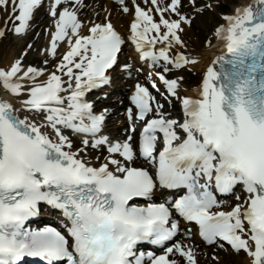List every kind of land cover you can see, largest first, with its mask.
I'll list each match as a JSON object with an SVG mask.
<instances>
[{"label":"snow or ice","instance_id":"snow-or-ice-1","mask_svg":"<svg viewBox=\"0 0 264 264\" xmlns=\"http://www.w3.org/2000/svg\"><path fill=\"white\" fill-rule=\"evenodd\" d=\"M7 3L0 0V6ZM11 3L13 31L24 34L42 0ZM116 3L124 14L133 13L128 39L140 60L157 69L164 99L180 102L182 119L171 118L149 88L137 83L130 96L134 107L126 109L130 127L124 143L101 134L108 109L95 114V101L87 94L111 89L113 73L119 71L122 78L129 72L131 66L118 60L125 39L108 19L92 23L89 34L82 35L76 9L83 7V0H71L72 6L59 12L58 6L69 5V0H54L49 11L56 18L55 30L46 55L55 59L58 42L67 44L54 70L26 66L21 59L0 69V87L21 104L17 109L0 100V264H21L25 257L43 264H180L171 258L176 256L196 264L188 246L168 243L180 232L173 210L188 225L186 238H191L194 222L207 244L224 247L226 242L237 254L243 251L249 264H264V78L256 75L258 69L264 71V7L238 8L235 15L223 17L226 27L218 26L214 34L226 41L232 59L220 55L212 64L231 67L221 64L219 72L207 67L197 97L190 98L178 95L182 77L166 75L198 62L180 51L185 45L179 32L183 24L191 25L179 11L181 0H169L163 7L160 0H143L147 10L137 0H131L132 8L128 0ZM257 3L264 5V0ZM190 5L195 10V0ZM152 12L159 14L158 22ZM166 12L174 17L166 18ZM6 31L0 30V37ZM158 43L162 46L157 51ZM249 58L251 63H246ZM46 72L47 79L41 80ZM148 80L159 91L151 76ZM108 95L103 93L105 99ZM21 110L23 118L17 114ZM135 119L145 122L139 154L155 168L154 175L131 166ZM66 133L81 138L76 151ZM161 134L162 150L154 154ZM88 149L106 150L104 162L91 166L80 155ZM238 185L245 195L237 194L230 210H219L223 201L214 191L233 194ZM157 186L186 191L155 203ZM135 198L148 203H130ZM41 202L61 212L64 232L26 227ZM145 242L160 248V254L138 250Z\"/></svg>","mask_w":264,"mask_h":264},{"label":"bare ground","instance_id":"bare-ground-1","mask_svg":"<svg viewBox=\"0 0 264 264\" xmlns=\"http://www.w3.org/2000/svg\"><path fill=\"white\" fill-rule=\"evenodd\" d=\"M48 1V7L46 11H42V10H38L36 13V22H35V26L36 28L41 32V30H45V28L47 27L48 29L46 30V34L45 32H41L42 37L41 39H37L35 41H32V46H35L37 44H40L42 42V46H41V50H40V58L46 60L48 59L49 61H52L53 59L51 58V56L46 55V49L50 48V34L54 32L55 30V19L50 15V8L52 3L54 2V0H47ZM143 3V0H141ZM186 1V0H185ZM210 1V0H208ZM239 3L237 5H234L233 9H232V13L228 14V15H235V10L240 8H244V7H249L251 6L252 9L258 4L257 0H238ZM92 3L90 5H84L83 3V7H79L76 9L77 11V17L78 20L82 22V27L80 29V32L82 35H87L88 33V29L91 26L92 23H97L99 21H102L103 19H108L110 20V22L113 24L114 28L120 33V34H126L128 29H129V23L128 21H130L132 19V12H129L128 14H124L121 10H119V8L110 3V2H106L103 0H92ZM169 2V0H160V5L161 7H163L164 4H167ZM199 2V1H198ZM198 2L195 4L197 5ZM182 6L179 8V11L182 14H185L186 16H188L189 13H187V9H186V5L184 0H181ZM143 5L146 6V4L143 3ZM69 6L71 7V4L69 5H64L62 4V7H66ZM104 6L105 11H102V7ZM60 7L57 9L59 12ZM103 9V10H104ZM192 9V8H191ZM190 11V10H189ZM195 11V12H194ZM192 12V11H190ZM41 13H43V15H40ZM106 13H111V18L109 16H106ZM193 14L198 13V11L193 10L192 12ZM194 14V17L196 16ZM7 9L4 10V12L0 15V30L5 26V20L7 18ZM192 15V14H191ZM199 15V14H198ZM166 18H173V17H169V14L166 12L165 13ZM205 15L204 17H202V20H200V23L196 24L194 23V21H191V25L189 26L188 24H183L182 25V31L180 32L181 34H184L185 37L186 36H192L194 35L195 39L192 40L191 43H187L184 42L185 47L180 49V51L184 52L187 56L192 57L193 59L197 60L198 62L195 64H190L188 65L189 67H191L192 69H195L199 74H205L206 73V69L207 67L210 66V64L212 63L213 60H215L218 56H219V52L218 48H219V41L220 39H218L215 36V29L218 26L221 27H226L227 22L225 19H223V21L216 25V27L212 30V32L210 34H208V39L205 41V43H197L198 40H200L201 34H198L197 30L199 28H207V25L205 24ZM200 19V18H199ZM38 20V22H37ZM157 21V20H156ZM198 21V20H196ZM158 22V21H157ZM15 21H11V24H14ZM32 24V22H31ZM33 26V24H32ZM28 31V32H27ZM34 36V32H32V30H26V33L24 34H20L16 36V44L14 45V47H11L12 49L8 50V52H5V59L0 62V69L3 68H8L10 67L11 64H13L17 59H16V54L19 49H23L25 48L27 45L26 41H30L32 37ZM185 40V39H184ZM210 42V43H209ZM3 48V47H2ZM2 49H0L1 52ZM124 50L127 51V55L125 57H123L121 59V63H127L128 65H130L131 70L127 73V77L128 80H135L132 83V87L133 88L134 84L138 81L141 80L143 77L134 73V69L137 67H144V65H148V64H143V63H139L138 58L139 56L134 52V47L131 46L130 44H126L124 47ZM176 50V49H174ZM3 51V50H2ZM30 51V50H28ZM67 51V44L66 42H58V50H57V55L56 56H62L63 53H65ZM187 66V67H188ZM52 71V70H51ZM115 76H117V73H115ZM129 76L131 78H129ZM41 80H46L47 79V72L45 73V75L43 77L40 78ZM184 83V80H183ZM129 86L125 85L122 88H119L120 92H121V96L123 97V102L121 105H123L124 107H129L128 104V99H127V92H128ZM197 87L195 86H191L190 88H185L181 81H180V86L178 88V95L182 96V97H190V98H196L197 97V92H196ZM0 93L2 94V97L4 98L5 101H9L13 104V106L17 109H21V104H20V98H18L15 95H10L8 92H6L2 87H0ZM119 93V91H118ZM126 96V97H125ZM110 96L107 97L106 100H104V97H96L94 98L96 100L95 102V108L97 109V112H101L104 109H108V114L106 115L107 117H109V125L106 127L105 133L106 136H108L109 138H111L112 141L114 142H119V141H123L126 139L127 134L125 132V129H128L129 126V122L126 119L122 120L121 122H117L120 119H115L114 114H121L122 110H119L118 112H113L112 111V104L111 101L112 99L109 98ZM21 118L24 117V115L26 114L23 110L19 111L17 113ZM32 119H37L36 117H31ZM171 118H176L171 116ZM42 122V121H39ZM134 125L135 120H134ZM46 131L48 129H45ZM134 132L131 133V135L133 136ZM102 150H98L99 154ZM91 151H87L84 154V157L81 156L82 158L86 159L87 161H89L91 163V166H98V164L100 163V160L97 161L95 160V162H91L88 158L91 156ZM117 158H119L117 156ZM95 163V164H93ZM239 195V194H238ZM170 196H167L165 198H163L160 202H165V200L167 198H169ZM236 200V198H235ZM231 204H227V205H223L219 210H223V211H228L231 209L232 206H230ZM182 226V225H181ZM181 234L179 235L182 236L181 240L179 241L181 244L188 246L195 255V260H196V264H214L209 260H206L205 255L206 253H208V248L204 246V250H200L199 247L197 246L198 244H201V242L198 240L196 234H194L193 232H191V238H186V233L181 230L180 232ZM195 241V242H194ZM214 248V247H213ZM233 253L229 252V255L226 254V256H218L215 257L214 259L217 260V262L220 263H234V264H249L248 262V258L246 256V254H244V256L240 259H231V256L233 257ZM240 255V254H238ZM205 257V258H204ZM173 259H178L180 261V264H182V262L184 264H186V261L183 259H180L178 256L176 257H171ZM215 262V261H213Z\"/></svg>","mask_w":264,"mask_h":264},{"label":"rangeland","instance_id":"rangeland-1","mask_svg":"<svg viewBox=\"0 0 264 264\" xmlns=\"http://www.w3.org/2000/svg\"><path fill=\"white\" fill-rule=\"evenodd\" d=\"M184 2H185V5H186V1L185 0H184ZM209 2H211V4H212L211 9L209 10L208 8H205V11L204 12H198L196 14L194 13L196 15L195 17H194V14L192 13L194 9H191L193 7H186L187 13H189L188 14V17L191 19L192 22L194 21V23L198 24V23H200V20H202V17H204V15L206 17L204 19H205V24L207 25V28H202L201 27V28H199L197 30L198 34H201L200 40H198V42H197L199 44L200 43H202V44L205 43V41L208 39V36H209L208 34H210L212 32V30L216 27V25L220 24L223 21V18H220V17H222V15H221L222 10H226L225 13L230 14V13H232V9H233L234 5H237L239 3L238 0H210ZM198 3H200V2H198ZM206 3L207 2L202 1L199 5L205 7ZM44 9H46V8H44ZM103 9H104V6L102 7V11H105V9L104 10ZM189 10L192 11V12H190ZM40 15H43V13H41ZM196 20H198V21H196ZM37 22H38V20H37ZM10 24H11V22H10ZM42 31L43 30H41V32ZM43 32H45V30ZM38 34H39V32L36 33V37L38 36ZM11 35L12 36L15 35V37H16V34L14 32ZM9 37H10L9 38L10 41H7V38H6V40H4V44H2L0 46V49L3 50V51L1 50V52H0V62H2L5 59V57H6L5 56V52L7 53L8 50L12 49L11 47H14V45H17L16 44V38H15V42H14V37H12V38H11V36H9ZM182 37H183L182 40L184 42H187L188 41L187 43H191L192 40L195 39L194 35H193V37L192 36H189V35L185 37V35L182 34ZM35 40H37V39H33V37H32L30 43H29V41L28 42L26 41L27 42V44H26L27 45L26 46L27 47V50H30L31 51L32 47H29V44H31L32 41H35ZM9 43H10V45H9ZM33 47H35V46H33ZM39 51H40V48H38V49H36V50L31 51L30 53H28V55L26 56V64L30 63V64H33V65H35L37 67H42V68L45 67L44 61L43 60L39 61V59H37ZM24 53H25L24 48L23 49H19L18 48V51H17V54H16V59H17V57L18 58L22 57ZM123 56H125V54ZM56 61L57 60H54L51 63V65H55V62ZM171 77L172 78L182 77L183 79L181 80V83L184 80L183 86L185 88H189L192 85L197 86L198 80L200 78V75H199V73H197V71L195 69L186 68L185 70L177 71V72L172 73ZM124 79H125L124 76L122 78H120V80H118V81L121 82V83H119V82L118 83H115V85L112 87L114 90L113 89L111 90L112 92H114L112 94V105L117 110L118 109H122L123 110L121 112L122 114L119 117L121 119L118 122H121L122 120H124V119L127 118L126 117V114H124V113H126L125 107H120L121 106V103H122L121 102L122 97L119 96V94H118V89L120 87H122V85H125L126 84V80H124ZM101 95H103V93ZM167 111H168V113H170L172 110H171L170 107L167 106ZM72 141H73V139H72ZM77 148H80V144H79V147H77ZM73 151H76V150H73ZM96 151L98 153V150H96ZM81 155H83V153H81ZM94 156H96V155H94ZM91 157H92V153H91V156L88 159L91 162H95L96 158L95 159H92ZM102 160L103 159H100V162ZM93 164H95V163H93ZM197 246L199 247L200 250H204V246L202 244H198ZM207 252L208 253H206V255H205V257L206 256L207 257L206 258L204 257V258L206 260L211 261L214 264H234V263H231V262H228V263L227 262L226 263L225 262L224 263H220V262H217L216 259H214L215 257H218V256L222 257V256H226V254L229 255V251L227 249H222V248H217V247H214L213 248L212 247V248H208V251ZM242 255L243 254L233 255V257L231 256V259H237V258L240 259V258H242L244 256V255L243 256ZM213 261H215V262H213ZM182 264H184V263L182 262Z\"/></svg>","mask_w":264,"mask_h":264}]
</instances>
